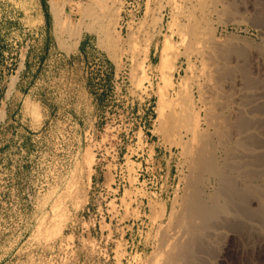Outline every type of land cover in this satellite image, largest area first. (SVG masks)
<instances>
[{
    "label": "rangeland",
    "instance_id": "obj_1",
    "mask_svg": "<svg viewBox=\"0 0 264 264\" xmlns=\"http://www.w3.org/2000/svg\"><path fill=\"white\" fill-rule=\"evenodd\" d=\"M227 1L0 0V264L161 262L201 134L225 157L216 108L264 92V0ZM232 232L210 262L264 264V236Z\"/></svg>",
    "mask_w": 264,
    "mask_h": 264
},
{
    "label": "bare ground",
    "instance_id": "obj_2",
    "mask_svg": "<svg viewBox=\"0 0 264 264\" xmlns=\"http://www.w3.org/2000/svg\"><path fill=\"white\" fill-rule=\"evenodd\" d=\"M229 1H227L228 4L232 3L231 6L233 5V8H234V4H237V5L239 4L240 6V4L242 5L244 4V2H246V0H229ZM222 2L226 5L224 1ZM231 6H229L228 9L231 10L232 9L230 8ZM257 8L260 9V11H258V14H255V16L257 15V21H255L257 23L256 26L258 27V25H260L264 28V11H263L264 9L259 8L258 6ZM194 33L195 31L193 29L189 30V34H194ZM206 35H208V33ZM195 38H198L199 41L202 42L203 37L201 38L200 36L196 35ZM207 38L205 37V39ZM225 44L227 45V43ZM250 47L251 49H253L252 46ZM225 49L226 48H224V51H227ZM221 51L222 53L224 52L223 50ZM246 52H249V51H246ZM214 53L216 54V52ZM228 53H227V57L231 55L230 54L231 52L229 54ZM237 53L239 54V56L243 55V52L241 51V49L237 50L236 54ZM229 68L230 67H228V65H225V64L218 66L216 70L217 77L215 78L217 82L216 85L220 86L222 85L220 84L222 80L228 79L230 70H232V69L229 70ZM235 68H233V70ZM255 68L257 69V67ZM237 69H240V71L246 72L245 70L246 67L244 64L239 65ZM248 76H250V74ZM235 77L237 78V75ZM233 80H235V78ZM251 81H253L254 83H256L257 81V83L259 84V80H255L252 78ZM251 81L247 79V85H246L247 90L250 88L248 86H251L253 83ZM261 82L259 85H261ZM252 89L253 88H250L251 91ZM241 91H243L242 88H241ZM251 91L244 93L245 95L243 96V99L241 100H239L240 98H242L240 97L241 95L238 96L240 97L238 98V100L241 101L239 102L240 107L236 106L234 108V106H232L234 109L233 108L231 109L235 111L232 110V112H230L231 114L230 113L229 115L227 114L228 115L227 118L226 117L224 118L225 115L222 116V118L220 119L221 120L223 119L224 122L221 121L222 122L221 124L219 123L220 121H216L217 124L216 122L211 123L213 122V119L217 120L216 118L220 114L222 115L221 112L223 110H221L220 114H218L219 109L215 107L216 110H218L216 112L217 113L216 115L218 116H212V120L210 121V124L213 125L214 130H215V132H213L212 135L216 134L217 138L215 139H219L221 144L223 140L226 142V141H229V139L231 141L232 140L231 138H234L233 135L232 137L230 136L231 134L229 135L228 133L229 128H233V131L231 129L230 130L232 134L235 135V141L232 145H229L230 141L227 142V144L223 141L226 144L224 148L225 151L223 152L225 153V157L222 159L221 162L219 161V159H217L215 155L216 146H214L211 142V135L208 132L203 133L204 130L201 129L203 131L202 132L203 134H201V136L199 137L201 145L198 151L197 152L195 151L196 154H194L195 156L194 160L192 159L195 163V167L193 166L194 167L193 170H195V173L192 174V176H190L191 174L189 175L190 179L188 180V183H187L189 187V194L186 195L182 209L180 207V213L177 212V210H176L177 213H175L176 215L179 213V215L176 216L177 218H175V221H176L175 229L179 227V229L181 230H180L179 236L178 237L176 236L175 240L173 239L174 240L173 244H171V246L168 245L169 248L167 247L168 248L167 252L165 253V255L162 256L163 259L158 264H212L210 262L211 258L212 256H214V254L218 250L217 245L219 243H217V238L221 236L220 234L222 233L224 234L227 228L231 229V231L233 229V232L240 231L239 233L240 235L242 232H246V233L257 232L258 235L261 234L264 236V139L260 136L261 134L264 135V92L262 90L261 92H257L256 89H255L256 92H251ZM207 94L209 93H206V95ZM222 94H226V93H222ZM214 95L215 94H213V96ZM242 100L245 102V104H243L244 102L242 103ZM223 103L224 102H222L221 104L222 107L224 105ZM218 106L219 105H217V107ZM219 117H218V120H220ZM230 125L231 127H229ZM196 140H198V138ZM216 142H219V141H216ZM191 150H193V148ZM186 177L188 178V176ZM206 178L207 179L211 178L215 182V190L214 192L210 194H205L202 189L204 180ZM253 203H254V206L252 205ZM237 232H235V234ZM244 234L245 233H243L244 239L246 238L247 240L250 238V237L249 238L244 237ZM245 235H248V234H245ZM226 236H228V233ZM235 236L237 237L238 235H235ZM221 238L224 239L223 236ZM263 239L264 238H262V240ZM260 246H263V245H260ZM219 250L221 251L222 249H219Z\"/></svg>",
    "mask_w": 264,
    "mask_h": 264
},
{
    "label": "built area",
    "instance_id": "obj_3",
    "mask_svg": "<svg viewBox=\"0 0 264 264\" xmlns=\"http://www.w3.org/2000/svg\"><path fill=\"white\" fill-rule=\"evenodd\" d=\"M151 164V169H153V167H154V162H152V163H150ZM146 169H145V172H147L149 169H150V167L148 168V167H145ZM155 170H158V167H155ZM159 170H161V169H159ZM141 171H143V170H141ZM156 184H157V181H156Z\"/></svg>",
    "mask_w": 264,
    "mask_h": 264
}]
</instances>
